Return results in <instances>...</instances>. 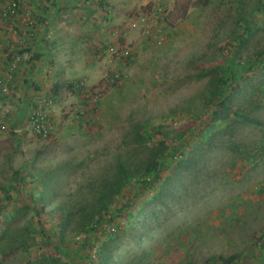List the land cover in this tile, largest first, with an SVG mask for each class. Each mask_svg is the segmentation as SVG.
<instances>
[{
    "label": "rangeland",
    "instance_id": "374dc122",
    "mask_svg": "<svg viewBox=\"0 0 264 264\" xmlns=\"http://www.w3.org/2000/svg\"><path fill=\"white\" fill-rule=\"evenodd\" d=\"M10 1L0 264H264V0H19L25 22L1 17ZM51 41L73 71L55 94L23 70L49 61ZM230 61L246 64L220 89ZM142 137L163 149L157 178L124 184L96 232H80L79 208Z\"/></svg>",
    "mask_w": 264,
    "mask_h": 264
},
{
    "label": "trees",
    "instance_id": "16d2710c",
    "mask_svg": "<svg viewBox=\"0 0 264 264\" xmlns=\"http://www.w3.org/2000/svg\"><path fill=\"white\" fill-rule=\"evenodd\" d=\"M245 64L246 63H233L230 61L226 70L221 71L220 73L221 84L218 88L221 89L226 85V81L231 82V77L235 78V69H233V67L243 68ZM228 68L229 70L227 71ZM221 92L223 93V91ZM155 134L160 135V137L165 139L168 138L164 133H159L158 131H156ZM143 139L144 142H146L141 147L142 151H134L133 159L130 161H128L127 158L122 161L119 159L115 170L110 174L109 180L103 182L105 185L100 190V194L92 202L88 204L86 203L79 208V220H81L79 227L80 232L88 233L90 235H92L94 231L96 232L95 228L103 220H106V217L108 216L107 214H109L107 213V209L110 205V198L115 192H119L124 184L136 180V184L145 188L150 184L149 177L153 179L157 178L163 164L158 162L156 158L163 154V149H160L158 146L156 147V144L149 138ZM150 145H153L154 148H150ZM171 158L172 155L169 159ZM66 225H68V219L64 222V226ZM219 260L222 264H233L235 257H229L227 259L220 258Z\"/></svg>",
    "mask_w": 264,
    "mask_h": 264
},
{
    "label": "crops",
    "instance_id": "0c3cea01",
    "mask_svg": "<svg viewBox=\"0 0 264 264\" xmlns=\"http://www.w3.org/2000/svg\"><path fill=\"white\" fill-rule=\"evenodd\" d=\"M43 12H41V14H38V17L43 16ZM55 29V28H54ZM56 30V29H55ZM55 31H53L54 33ZM0 39H2V35H0ZM47 45H49V52L48 56H49V61H42L40 60L39 57L34 58L33 60H29L28 62H25V64H23L24 66V71H26V77L29 80H32L34 83H36L37 88H40L41 86L45 87L47 86H52L51 91L53 92V94L56 93V91H58L59 88V83L61 82L60 80H65L68 78H73V71L70 72V69L68 70L66 63L64 62H59V60L57 59V57L54 55L55 53L53 50V47L55 46L54 41H51L50 43H46ZM20 47V46H19ZM18 47V48H19ZM23 49L19 50L22 53H26L28 52V49L25 46H21ZM31 47V46H30ZM14 45H12L11 48L8 47V49H6L7 51H5L6 53H9L13 50ZM16 48V49H18ZM26 49V51H24ZM69 64V63H67ZM7 67H8V60L5 57H0V77L1 76H5V73L7 71ZM39 83L43 84L40 85ZM25 85V84H24ZM27 86V85H26ZM25 86V88H26ZM35 88V90H40ZM26 89H22L20 90L22 92V96H26Z\"/></svg>",
    "mask_w": 264,
    "mask_h": 264
},
{
    "label": "built area",
    "instance_id": "2783aa9c",
    "mask_svg": "<svg viewBox=\"0 0 264 264\" xmlns=\"http://www.w3.org/2000/svg\"><path fill=\"white\" fill-rule=\"evenodd\" d=\"M1 17L6 20H21L22 22H25L28 20L27 14L23 13V7L21 5V2L19 0H11L3 9L1 12ZM19 62V57H15L13 60V63L8 68L10 73H15L17 66L16 63ZM3 91V89H1ZM45 104V101L42 100L35 109L32 111V115L30 118L31 127L34 129L35 133L41 134L45 131V117L43 114V106Z\"/></svg>",
    "mask_w": 264,
    "mask_h": 264
}]
</instances>
